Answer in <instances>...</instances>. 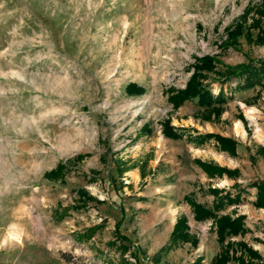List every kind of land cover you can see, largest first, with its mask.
Instances as JSON below:
<instances>
[{"label":"rangeland","instance_id":"obj_1","mask_svg":"<svg viewBox=\"0 0 264 264\" xmlns=\"http://www.w3.org/2000/svg\"><path fill=\"white\" fill-rule=\"evenodd\" d=\"M248 6L247 26L262 0H0V264H64L65 251L93 264H210L220 250L213 219L196 220L184 196L211 208L226 192L238 200L218 215H244L249 230L232 240L264 261V208L251 185L264 183V88L208 73L223 104L168 100L196 57L215 56L221 71L264 60V15L250 41L222 44ZM163 121L181 137H167ZM207 134L244 146L231 154ZM197 160L237 174L210 176ZM58 163L62 176H44ZM80 189L95 200L75 207ZM180 216L195 245L168 246Z\"/></svg>","mask_w":264,"mask_h":264},{"label":"trees","instance_id":"obj_2","mask_svg":"<svg viewBox=\"0 0 264 264\" xmlns=\"http://www.w3.org/2000/svg\"><path fill=\"white\" fill-rule=\"evenodd\" d=\"M250 8V6L246 7L240 17V20L227 29V39L222 42L224 46L236 45L238 37L245 33L247 40H251L249 28L260 26L261 16L264 15V0H262V6L256 8L259 17L254 18L252 23L247 26L246 17L248 12L251 10ZM257 40L260 43L264 42V31L261 28L260 33H258ZM218 62L219 61L215 56L209 54L196 57L195 62L192 65L193 72L185 87L182 89H168V100L172 106L177 108L184 101L195 98L197 99V103L205 108H216V104H223L226 100L223 93L219 91L216 95H213L205 82L208 77V73L216 74L220 83L226 82L231 78L237 79V88L239 89L254 86L256 84H260L264 88V60L256 63L254 60L248 58L246 63H240L235 66H226L223 71L216 68ZM127 90L128 92L136 93L142 91V88H138L133 83H129L127 85ZM161 125L162 131L167 137L175 139L181 137V134L174 129L169 122L163 121ZM207 136H213L222 150L235 154L237 141L234 139L223 137L218 134H207ZM78 157L80 158L81 155H78ZM196 162L201 165L210 176H221L223 173L231 175L237 174L235 170H230L215 163H205L199 160ZM64 167V164L58 163L55 168L45 172L44 176L50 179H57L59 176H62ZM251 185L257 187V196L253 204L256 207L264 208V183L259 181L253 182ZM210 191L215 196H217L220 192L217 188H210ZM78 192L83 200L81 203L76 204L75 207L85 204V198L95 200V197L87 194L86 191L82 189L78 190ZM184 200L190 204L196 220H205L208 218L213 219L214 231L217 236V242L220 245V250L212 258L210 264H229L231 262L234 264H264V261L258 251L253 249L243 240H232V237L243 235L249 230L244 223L245 216L242 214L236 216H230L228 214L218 215L217 213L222 210L226 204L237 201V197L232 198L230 197V194L226 192L224 195L217 197L211 208L197 203L190 195H185ZM66 212L67 210L65 209L64 213L58 214V217L63 218ZM121 223V221H117L115 224L116 237H119L121 240L128 241V238L122 235L119 231ZM95 227L96 226L87 228L89 231L88 237L92 234ZM188 228L186 217L180 216L174 224L168 246H173L178 242L186 241H190L193 245H195L197 243V239L188 232ZM119 247L121 248L122 254L128 249V246L124 243L120 244ZM167 248L168 247H165L163 249ZM61 259L64 264H93V262L85 256L76 255L67 251L61 253ZM127 264L130 263L127 262Z\"/></svg>","mask_w":264,"mask_h":264},{"label":"crops","instance_id":"obj_3","mask_svg":"<svg viewBox=\"0 0 264 264\" xmlns=\"http://www.w3.org/2000/svg\"><path fill=\"white\" fill-rule=\"evenodd\" d=\"M243 128V127H242ZM243 131H244V135H238L239 136V138L240 139H244L246 136H245V130H244V128H243ZM243 142L241 141V140H239V142H238V144H237V148H236V150H237V153L238 152H240V149H242L243 148V144H242ZM246 145V144H245ZM229 168V167H228ZM242 171V170H241ZM242 174H244L243 172H241ZM230 179H233V178H230ZM253 200H255V197L253 198Z\"/></svg>","mask_w":264,"mask_h":264},{"label":"bare ground","instance_id":"obj_4","mask_svg":"<svg viewBox=\"0 0 264 264\" xmlns=\"http://www.w3.org/2000/svg\"><path fill=\"white\" fill-rule=\"evenodd\" d=\"M235 130L238 132V133H241L242 132V129L240 127V125L237 123L236 126H235Z\"/></svg>","mask_w":264,"mask_h":264}]
</instances>
